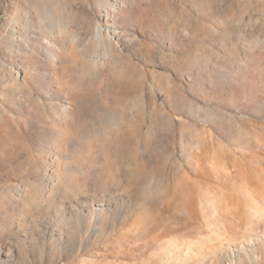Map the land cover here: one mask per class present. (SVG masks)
Segmentation results:
<instances>
[{"label":"rangeland","instance_id":"obj_1","mask_svg":"<svg viewBox=\"0 0 264 264\" xmlns=\"http://www.w3.org/2000/svg\"><path fill=\"white\" fill-rule=\"evenodd\" d=\"M0 264H264V0H0Z\"/></svg>","mask_w":264,"mask_h":264}]
</instances>
